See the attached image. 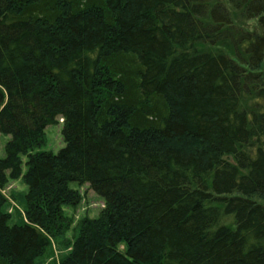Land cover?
Masks as SVG:
<instances>
[{"label": "trees", "instance_id": "16d2710c", "mask_svg": "<svg viewBox=\"0 0 264 264\" xmlns=\"http://www.w3.org/2000/svg\"><path fill=\"white\" fill-rule=\"evenodd\" d=\"M0 133V264H264V0H0Z\"/></svg>", "mask_w": 264, "mask_h": 264}, {"label": "rangeland", "instance_id": "374dc122", "mask_svg": "<svg viewBox=\"0 0 264 264\" xmlns=\"http://www.w3.org/2000/svg\"><path fill=\"white\" fill-rule=\"evenodd\" d=\"M256 25V21L252 20L248 23L249 27ZM62 120L58 124L48 125L45 129L46 135L45 140L42 145L36 148V150H46L58 152L62 147L65 146V141L62 134ZM10 139L9 135L0 133V157L5 156V144ZM70 186L75 189H79L81 194V202L75 207L67 206L65 208V213L70 218H72V227L76 228L78 222L83 219L84 216H90L92 218L96 217L101 208L104 205L103 198L98 195L93 189L90 188L88 184L80 185L76 181H72ZM27 190V184H25L22 178L18 180L9 179L2 189L3 194L6 197V211H8L13 218V221H16L20 218H25V209L24 202L22 201L23 194ZM257 200H262L257 197ZM74 228L67 232V236H70L74 233ZM61 246L60 242L53 240V244L48 253L39 258L35 264H55L58 263L61 259L62 250L59 247Z\"/></svg>", "mask_w": 264, "mask_h": 264}, {"label": "bare ground", "instance_id": "6f19581e", "mask_svg": "<svg viewBox=\"0 0 264 264\" xmlns=\"http://www.w3.org/2000/svg\"><path fill=\"white\" fill-rule=\"evenodd\" d=\"M67 206L65 205L64 208H66Z\"/></svg>", "mask_w": 264, "mask_h": 264}]
</instances>
